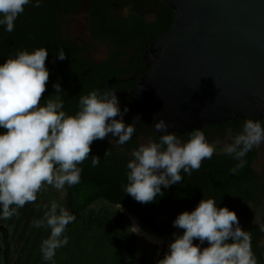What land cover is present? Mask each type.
Segmentation results:
<instances>
[{"label": "clouds", "instance_id": "obj_1", "mask_svg": "<svg viewBox=\"0 0 264 264\" xmlns=\"http://www.w3.org/2000/svg\"><path fill=\"white\" fill-rule=\"evenodd\" d=\"M43 0H0V27L11 33L15 21L26 5L40 7ZM48 50L40 47L32 52L19 51L15 58L0 64V219H9L26 203L35 202L42 186L50 185L58 191L65 186L79 184L82 168L78 165L89 159L90 145L103 140L109 134L118 139L115 145L123 147L136 132L133 124L124 123L115 91L92 90L78 98V111L69 115L63 110V90L59 83L53 85L54 99L40 105L46 91L49 71L45 66ZM57 59L67 58L63 49ZM120 117V119H115ZM164 119L154 124L158 140L149 138L138 144L126 165L123 191L142 204L152 203L162 197L164 189L182 180L181 170L191 175L199 170L205 159H211L216 151L208 142L202 129H193L184 141ZM227 141L221 149L225 156L237 163L230 172L243 169L245 157L264 143V124L245 118L238 133L227 129ZM111 151L106 150L105 156ZM100 158L92 156L96 167ZM13 205L15 207H13ZM213 198L202 199L194 210L179 214L173 227L183 229V234L173 233L174 240L168 252L157 264H257L251 249V236L241 229L234 211L218 208ZM122 210V205H116ZM47 207V206H46ZM76 220L74 214L53 201L43 219L34 221V227L45 225L50 235L41 243L42 258L50 261L58 248L68 243L64 235L67 226ZM256 218L253 223L256 224ZM264 231V224L259 225ZM131 234H140L135 223L128 228ZM198 240L199 244L193 241ZM205 241L208 247L201 248Z\"/></svg>", "mask_w": 264, "mask_h": 264}, {"label": "flooded vegetation", "instance_id": "obj_2", "mask_svg": "<svg viewBox=\"0 0 264 264\" xmlns=\"http://www.w3.org/2000/svg\"><path fill=\"white\" fill-rule=\"evenodd\" d=\"M48 2L47 9L52 19L49 41L74 48L75 58L81 61L79 72L96 81L95 86L83 90V95L92 90L115 91L121 111L125 107L129 109L124 115V123L133 124L134 117H140L135 122L136 132L123 147L115 145L114 140L118 138L111 134L92 142L93 148L100 153L101 167L106 172L100 184H110L114 201L112 204L103 200L97 203L114 207L125 216L128 227L133 223L138 225L143 235H137L158 244L163 253L174 240L173 233L183 234V229L173 227L175 218L185 211L194 210L202 199L213 198L218 208L227 207L235 212L241 229L250 233L251 249L257 264H264V231L259 227L264 224V143L247 154L245 167L235 173L229 170L237 162L221 151L223 144L228 142L227 129L238 133L245 118L202 125L200 129L205 132L206 139L215 146L214 155L203 160L200 169L194 170L191 175L181 170L182 180L167 189L161 186L164 195L158 196L154 202L142 204L123 191L131 151L149 138L158 140L153 129L154 117L145 111L134 112L130 93L150 71L145 61L148 48L155 39L171 29L174 11L163 0ZM28 9L32 19L28 25L37 27L38 8L30 5ZM23 23L24 18L19 16L18 28ZM5 42L4 37L0 38V44ZM253 120L264 124L263 119ZM191 131L176 133L187 141ZM106 150H110L111 155L104 157ZM118 203L122 205V210L116 206ZM254 218L256 224L253 223ZM193 243L199 244V241L194 239ZM208 246L207 241L200 245L201 248Z\"/></svg>", "mask_w": 264, "mask_h": 264}, {"label": "water", "instance_id": "obj_3", "mask_svg": "<svg viewBox=\"0 0 264 264\" xmlns=\"http://www.w3.org/2000/svg\"><path fill=\"white\" fill-rule=\"evenodd\" d=\"M163 2L173 23L148 48L150 71L130 93L134 112L151 114L153 129L164 119L169 133L264 120V0Z\"/></svg>", "mask_w": 264, "mask_h": 264}, {"label": "trees", "instance_id": "obj_4", "mask_svg": "<svg viewBox=\"0 0 264 264\" xmlns=\"http://www.w3.org/2000/svg\"><path fill=\"white\" fill-rule=\"evenodd\" d=\"M28 6L19 15L24 18L21 28L17 26L19 16L11 33L0 27V38L6 39L4 44L1 43L2 46L0 44V52L4 49L0 64L6 59L15 58L19 51L32 52L45 47L48 50L45 66L49 71V79L40 105L44 106L48 99L55 98L53 85L59 83L63 90L59 93L64 100L63 110L75 115L79 96L83 95V90L95 86L96 81L79 72L81 61L75 58L74 48L49 41L52 37L49 29L52 19L47 9L48 0H43L38 7L37 27L28 25L32 22ZM59 49H63L67 55L63 61L56 57ZM3 131L0 129V132ZM90 148L89 159L78 165L82 168L80 183L64 188L62 207L76 217L64 233L68 237L67 245L58 248L52 260L45 261L42 258L41 243L49 237L50 229L46 225L36 228L34 221L43 219L51 205L47 204V198L40 205L26 203L11 218L0 219V264H148L147 250L138 247L137 238L129 233L125 216L117 210L91 209L98 205L99 200L107 201L108 204L114 201L110 184H100L102 177L106 176L101 167L102 161L96 167L91 164L92 156L100 158V153L93 148V144Z\"/></svg>", "mask_w": 264, "mask_h": 264}, {"label": "rangeland", "instance_id": "obj_5", "mask_svg": "<svg viewBox=\"0 0 264 264\" xmlns=\"http://www.w3.org/2000/svg\"><path fill=\"white\" fill-rule=\"evenodd\" d=\"M46 195V196H44ZM47 198V199H46ZM47 200V204L55 201L62 207V203L64 200V190L58 191L54 187L50 185H44L42 186L41 190L37 193V199L34 202L35 204L37 203L38 205L42 204L43 200ZM33 206V202L31 203ZM94 208H105L108 210H115L114 207L106 204H98L94 205L91 207V209ZM132 226V225H131ZM134 237L137 238V244L138 247L141 249L147 250V256H148V264H157V262L164 257V255L167 252V249H164V254L162 253V249L158 244L149 242L148 240L144 239L143 237L137 235V234H132Z\"/></svg>", "mask_w": 264, "mask_h": 264}, {"label": "bare ground", "instance_id": "obj_6", "mask_svg": "<svg viewBox=\"0 0 264 264\" xmlns=\"http://www.w3.org/2000/svg\"><path fill=\"white\" fill-rule=\"evenodd\" d=\"M140 235H143V232H142V231H140ZM145 235H146V234H145ZM147 236H148V235H147ZM167 252H168V248H167ZM167 252H166V253H167Z\"/></svg>", "mask_w": 264, "mask_h": 264}]
</instances>
